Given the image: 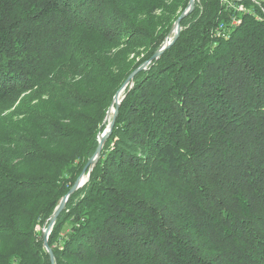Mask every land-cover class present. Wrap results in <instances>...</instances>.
<instances>
[{
  "label": "trees",
  "instance_id": "trees-1",
  "mask_svg": "<svg viewBox=\"0 0 264 264\" xmlns=\"http://www.w3.org/2000/svg\"><path fill=\"white\" fill-rule=\"evenodd\" d=\"M189 3L0 0V264H53L41 228ZM242 19L196 0L134 75L55 264H264V20Z\"/></svg>",
  "mask_w": 264,
  "mask_h": 264
},
{
  "label": "water",
  "instance_id": "water-1",
  "mask_svg": "<svg viewBox=\"0 0 264 264\" xmlns=\"http://www.w3.org/2000/svg\"><path fill=\"white\" fill-rule=\"evenodd\" d=\"M195 4H196V0H190V3L188 5V8L180 15V17L176 20V22L173 25V28L171 30L170 35L173 37H169L166 42H164L160 49L155 53V55L146 63H144L139 69H137L124 83V85L121 87V89L117 92V94L115 95L114 99H113V103L110 106L104 124L108 123L107 128L105 129V131L103 133L99 134V146L98 149L95 153V155L93 156L92 159L89 160L87 166L85 167L83 173L80 175V177L77 179V181L75 182L74 186L70 189V191L68 192L67 195H65L63 197V199L60 202V205L58 206V208L56 209V211L54 212V214L51 216L48 225L45 226V230L43 231V239H44V247L47 250V252L50 255L51 261L53 264H55V255L52 251V249L49 246L48 243V239L49 236L52 232V229L54 227V225L56 224V221L58 219V217L60 216V214L65 210L67 203L69 202L71 196L80 188H82L88 181L90 178V173L92 171V169L95 167V165L97 164L102 150L104 148V145L106 144L108 138L111 136L113 128L115 126L118 114H119V108L122 102V95L124 93V91L126 90V88L131 84L134 75L140 71V70H144L146 69L152 62L160 59V57L162 56V54L168 50L169 48H171L176 41L178 40V38L180 37V33L182 31V26L181 23L182 21L188 17L195 9ZM87 170H89V173L87 174Z\"/></svg>",
  "mask_w": 264,
  "mask_h": 264
},
{
  "label": "built area",
  "instance_id": "built-area-1",
  "mask_svg": "<svg viewBox=\"0 0 264 264\" xmlns=\"http://www.w3.org/2000/svg\"><path fill=\"white\" fill-rule=\"evenodd\" d=\"M222 2L232 15L230 27H236L237 21H242L244 16H250L251 14L261 15L264 19V2H258L257 0H222ZM220 29L227 33L223 26H220Z\"/></svg>",
  "mask_w": 264,
  "mask_h": 264
},
{
  "label": "rangeland",
  "instance_id": "rangeland-1",
  "mask_svg": "<svg viewBox=\"0 0 264 264\" xmlns=\"http://www.w3.org/2000/svg\"><path fill=\"white\" fill-rule=\"evenodd\" d=\"M225 8H226V6H225ZM226 10H227V9H226ZM227 11H228V10H227ZM158 14H162V13L159 12ZM181 14H182V13H181ZM181 14H180V15H181ZM231 16H232V15H231V12H230V20H229L230 22H231V19H232ZM179 17H180V16H179ZM179 17H178V18H179ZM175 22H176V21H175ZM172 28H173V27H172ZM171 30H172V29H171ZM171 30H170V33H171ZM227 32H228V31H227ZM170 33H169V35L167 36V38L165 39L164 42H166V40H167L169 37H173V36L170 35ZM27 95H28V94L25 93V94L22 95V97H23V98H24V97H27ZM12 110H13V109H12ZM9 113H11V109H9V110H7V111L4 110V111L0 112V116L7 115V114H9ZM41 229H42V233H43V231L45 230V227H43V228H41Z\"/></svg>",
  "mask_w": 264,
  "mask_h": 264
},
{
  "label": "bare ground",
  "instance_id": "bare-ground-1",
  "mask_svg": "<svg viewBox=\"0 0 264 264\" xmlns=\"http://www.w3.org/2000/svg\"><path fill=\"white\" fill-rule=\"evenodd\" d=\"M258 2H264V0H257ZM250 16L252 17H255L256 19L258 20H264L261 15H258V14H251ZM240 24V21H237L236 22V26H238Z\"/></svg>",
  "mask_w": 264,
  "mask_h": 264
}]
</instances>
